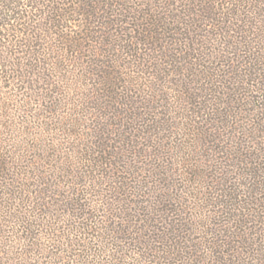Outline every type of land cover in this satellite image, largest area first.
<instances>
[{
	"label": "trees",
	"instance_id": "16d2710c",
	"mask_svg": "<svg viewBox=\"0 0 264 264\" xmlns=\"http://www.w3.org/2000/svg\"><path fill=\"white\" fill-rule=\"evenodd\" d=\"M0 264H264V0H0Z\"/></svg>",
	"mask_w": 264,
	"mask_h": 264
}]
</instances>
